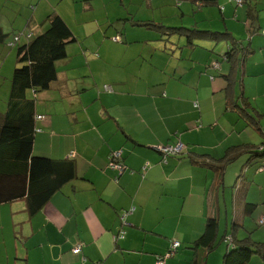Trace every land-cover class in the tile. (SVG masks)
I'll return each instance as SVG.
<instances>
[{"label": "crops", "instance_id": "obj_1", "mask_svg": "<svg viewBox=\"0 0 264 264\" xmlns=\"http://www.w3.org/2000/svg\"><path fill=\"white\" fill-rule=\"evenodd\" d=\"M96 1L0 0V29L6 34L0 41V112L5 111L16 66L13 51L18 40L25 41L21 32L27 25L34 35L40 34L46 29V15L55 11L77 38L67 47V58L56 63L57 76L49 88L27 95L35 98L41 117L33 153L71 161L75 177L33 216L27 214L24 200L0 206V264H156L159 257L165 258L164 264H210L215 257L216 264L217 256L222 264L230 237H251L256 230L244 224L250 219L244 207L251 202L246 194L237 198L231 193L229 207L223 184L227 169L220 182L213 171L196 164L201 162L197 154L219 159L232 146L253 150L258 145L240 135L237 126L209 147L192 137L211 136L220 125L214 115L227 117L223 107L236 97L237 86L242 92L237 97L247 99L246 77L264 76V34H259L264 31V0H243L241 6L232 0L206 6L175 0L195 7L190 13L183 6L180 16L202 12L204 20L221 19L224 29L197 21L194 25L229 34L219 40L188 39L181 28L190 26L166 25L143 12L116 14L114 20L106 15V20L94 19L96 25H89ZM145 3L151 8L154 0ZM104 9L110 14L115 6ZM177 15L174 11L164 17ZM149 24L162 25L164 34ZM234 44L240 50L229 62L224 54ZM204 120L211 130L203 127ZM260 134L264 139L263 130ZM177 143L184 144L181 155L164 160L158 153V147ZM250 150L240 153L244 161L235 178L247 169L249 156L244 154ZM111 152L121 153V173L109 167ZM130 210L123 224L122 214ZM210 217L217 220V233L207 253L193 243ZM263 217L258 213L251 219L264 236V224L259 223ZM222 219L225 231L220 235ZM237 223L242 228L233 232ZM172 242L179 244L178 252H169ZM76 247L79 254L72 253ZM180 250L184 259L175 256ZM245 264H264V254H253Z\"/></svg>", "mask_w": 264, "mask_h": 264}, {"label": "trees", "instance_id": "obj_2", "mask_svg": "<svg viewBox=\"0 0 264 264\" xmlns=\"http://www.w3.org/2000/svg\"><path fill=\"white\" fill-rule=\"evenodd\" d=\"M215 1L193 0L202 6L212 5ZM31 8L34 9V6ZM45 23L46 29L42 33L34 35L33 29L27 25L21 32L25 41L20 42L16 39L19 41L16 43L17 46L15 45L16 66L10 79L5 111L0 112V206L24 200L29 216L38 213L54 193L75 177L71 161L53 160L33 153L37 133L36 122L39 119L35 111V98H28L27 95L30 91L36 94L49 88L57 76L56 63L67 58V47L77 41L67 23L55 11L46 15ZM149 25L164 34L162 25ZM181 29L188 39L207 36L218 40L229 37L225 31H198L197 28L194 30L195 36L190 37L189 29ZM5 37L6 34L0 29V41H5ZM239 50L236 44L228 47L224 59L233 62V56ZM241 50L243 51V48ZM238 152V147L232 146L226 149L219 159H214L208 154H197L200 158H212L215 163L204 160L196 164L213 171L221 182L226 166L236 158ZM158 153L164 160L173 157L172 155L164 157L161 152ZM247 153L249 157L244 163L246 168L252 163H257L255 172H263L264 149L258 145ZM111 154L112 152L109 154V162ZM120 163L122 164V161ZM255 207L254 204H245L244 213L251 216ZM238 224H233V232L238 227L242 228ZM216 233V218H207L203 234L193 243L194 247H202L207 253L210 252L214 248ZM227 246L222 264H245L253 254H264V243L254 242L248 235L243 238H231Z\"/></svg>", "mask_w": 264, "mask_h": 264}, {"label": "rangeland", "instance_id": "obj_3", "mask_svg": "<svg viewBox=\"0 0 264 264\" xmlns=\"http://www.w3.org/2000/svg\"><path fill=\"white\" fill-rule=\"evenodd\" d=\"M166 1V0H164ZM142 3L144 4L145 7L142 6ZM179 3V4H177ZM35 2L33 3V5ZM104 5L111 8V6H115V10L112 11L110 10V14L106 13V9H104ZM179 5V6H178ZM183 6H186L189 8V10H185L186 12L192 13V9L190 4L184 3V2H175V0H170V2H160V0H154L153 7L147 8L145 0H123V3H121L119 0L114 1V0H97L94 3V11H93V16L90 18V23L89 25H96L95 21L92 20H98V21H104L106 20V15H108V19H116L115 15L116 14H126L130 13L131 15H136V16H141L142 12L144 13V16H149V19L153 17L155 20L153 21H161L162 23L166 24L171 23L175 25H187L190 26L187 29L190 31L188 32V36L194 37L195 36V28L194 25H196V21L198 22V25L201 26H208L209 23H211L213 26H218L221 28H216V29H224V24L221 19L218 18V20L214 19L210 22V20H204V14L202 12H195L193 14H186L185 16H180V13L183 10ZM236 6V5H234ZM181 7V8H180ZM193 10H195V7H193ZM238 7H235V9ZM30 9H32L30 7ZM178 13V15L175 18H170L166 19L164 17V14H171L172 12ZM176 15V14H175ZM196 17V18H195ZM201 19V20H200ZM203 20V22H199ZM202 28V27H200ZM193 30V31H192ZM198 31H201V29H198ZM264 31H259V34H263ZM18 37V36H16ZM183 40L179 41H185V37L183 35ZM195 40H200L199 38H196ZM219 40V39H218ZM215 42V41H213ZM223 41H219V46ZM209 43V42H208ZM216 47V45H213ZM14 54L16 53V50L14 49ZM187 52H190V49H187ZM248 79L247 82H245V97H237L239 94H241L240 86H237V91H235V94L237 99L236 101L240 103L239 105H236L235 98L232 97L231 100H227L226 107L224 106L223 109H226V116L222 118L221 115L217 114L214 115L215 119L219 121V126L214 127V132L211 133V136H206V135H199L192 137L197 141L198 143L202 144L204 147H209L212 143V141L218 142L221 140H225L227 137V133L233 129L235 126H237L240 129V135H242L244 138H248L250 141V144L254 145H259L262 146L264 143V139L261 137L260 130H257V127L262 129L264 131V76L258 77V78H253V77H246ZM227 85L230 87L233 86V83L231 84L230 82H227ZM229 87V88H230ZM244 103V104H243ZM242 104V106H241ZM248 104V105H246ZM198 105L194 104V107H197ZM243 110V111H242ZM244 112V113H243ZM218 117V118H217ZM233 117V122H231L230 118ZM253 117V119H252ZM229 118V119H228ZM212 122L210 123H215V120H211ZM203 127L211 130V126L209 125V120H204L203 121ZM221 126L223 128H227V130L224 132L221 131ZM232 131V130H231ZM234 136H237V131H233ZM260 137L262 138L260 140ZM184 144H182L183 146ZM238 147V154L236 158L230 162L227 167H226V173L224 175L223 179V184L225 188V200L227 205L231 204V193L233 194L234 197L237 196V198H241L243 195H247L248 201L251 202V204H254L255 211L250 216L248 221H246L245 227H247L249 230H253L256 228V230L252 233L251 239L255 242H263L264 241V236L262 233V227H259L253 219V215L258 214V213H264V171L261 173L255 172V168L257 166V163H252L246 170L244 169L242 172L243 176L241 177H236V174L240 171V167L243 164V159L239 158L240 152L250 150V148L244 147V146H237ZM264 147V146H263ZM255 147L253 148V150ZM224 152V151H223ZM248 153L244 154L247 155ZM244 157V156H243ZM201 161L207 160L211 163H215L212 158H200ZM243 168V167H242ZM208 170V169H207ZM211 172V170H208ZM247 173V174H246ZM245 174V176H244ZM241 175V174H240ZM212 183L211 180L207 181V186H209ZM221 195V202L220 206L222 207L224 205L223 203V197L222 193ZM224 212L222 213V215ZM222 217V216H221ZM229 222H230V216H229ZM230 229V228H229ZM228 229V231H229ZM244 229V228H243ZM225 231L224 228V219L221 220V233L222 235ZM244 234H246V230H243ZM225 242V241H224ZM226 243V242H225ZM222 243V247L226 249V244ZM179 251V250H178ZM176 251V252H178ZM175 252V253H176ZM183 250H180V253L175 254L176 257H180L184 259L183 256ZM218 252V251H217ZM216 253V252H215ZM215 253H212L211 256H214ZM216 256V255H215ZM222 257V254H221ZM213 257L210 261V264H215ZM219 257L217 256V263L219 262ZM188 259V258H187Z\"/></svg>", "mask_w": 264, "mask_h": 264}, {"label": "built area", "instance_id": "obj_4", "mask_svg": "<svg viewBox=\"0 0 264 264\" xmlns=\"http://www.w3.org/2000/svg\"><path fill=\"white\" fill-rule=\"evenodd\" d=\"M237 6H241L243 4V0H232ZM264 34V33H263ZM17 39V37L15 38V40ZM196 106V104H195ZM38 119H41V117H37ZM157 150L159 152L162 153V155H165L164 157L166 156H169V155H172V156H176V155H179L181 154V152L183 151V146L182 144L180 143H177L175 145H172V146H161V147H158ZM121 161V153L120 152H114L111 154V157H110V162H109V167L112 169V170H116L118 171L119 173H121L123 171V165L120 163ZM131 212V210L129 212H125L122 214V218H121V221L123 224H126V221H125V217ZM259 223L260 224H264V217L261 218L259 220ZM231 238L229 239V242H230ZM179 247V244L177 242H172L171 245H170V248H169V252H174L178 249ZM73 254H79L80 253V247H76L73 249L72 251ZM169 254V253H168ZM169 255H166V257H169ZM165 262V258L163 257H159L157 259V262L156 264H164Z\"/></svg>", "mask_w": 264, "mask_h": 264}]
</instances>
